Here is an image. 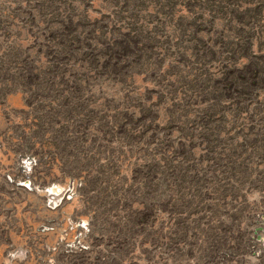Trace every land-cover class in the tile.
Listing matches in <instances>:
<instances>
[{"label": "rangeland", "instance_id": "obj_1", "mask_svg": "<svg viewBox=\"0 0 264 264\" xmlns=\"http://www.w3.org/2000/svg\"><path fill=\"white\" fill-rule=\"evenodd\" d=\"M0 264H264V0H0Z\"/></svg>", "mask_w": 264, "mask_h": 264}]
</instances>
